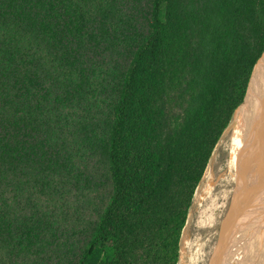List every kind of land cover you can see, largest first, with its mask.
Masks as SVG:
<instances>
[{
	"label": "trees",
	"instance_id": "1",
	"mask_svg": "<svg viewBox=\"0 0 264 264\" xmlns=\"http://www.w3.org/2000/svg\"><path fill=\"white\" fill-rule=\"evenodd\" d=\"M263 52L264 0H0V264H176Z\"/></svg>",
	"mask_w": 264,
	"mask_h": 264
},
{
	"label": "rangeland",
	"instance_id": "2",
	"mask_svg": "<svg viewBox=\"0 0 264 264\" xmlns=\"http://www.w3.org/2000/svg\"><path fill=\"white\" fill-rule=\"evenodd\" d=\"M261 56L262 54L257 58L254 66ZM109 81V86L115 89L117 85L116 77H112ZM113 96L114 94L111 98L106 99L102 105V109L105 110L107 106L111 105ZM234 123L235 112L230 123L222 130L215 143L194 190L179 239L176 264H217L216 261L219 257L217 255H226V243L229 241V237L231 238L233 233L232 227H234V217L232 213L228 215L230 197L234 188V171L231 168L229 156L230 146L234 145L233 141L235 143V138L232 136ZM250 178L244 175L245 180L242 179L243 181L241 180L239 185L235 186L237 187V202L240 204L242 210L240 211L246 215L249 214L247 222L250 221V227L254 228V231H260L264 227V207H260L264 202V194L260 193V191L264 192V183L262 182V186L260 185L259 189H256L253 183L252 186H249ZM254 202L255 204H253ZM227 207L228 209H226ZM243 219L241 218L239 221L243 223ZM246 237L245 233L241 234L238 240L239 243H244L245 240L246 244L251 245L253 243L252 239H246Z\"/></svg>",
	"mask_w": 264,
	"mask_h": 264
},
{
	"label": "bare ground",
	"instance_id": "3",
	"mask_svg": "<svg viewBox=\"0 0 264 264\" xmlns=\"http://www.w3.org/2000/svg\"><path fill=\"white\" fill-rule=\"evenodd\" d=\"M232 136L235 138V143L233 141L234 145L230 146L229 156L231 168L234 171V188L230 197L228 215L232 213L234 227H232L231 238L229 237L226 243V255L218 254L216 262L217 264H264V227L260 231H254V228L250 227V221L247 222L249 214L241 212L240 204L237 202V187H235L244 179V175L251 177L249 186L253 183L256 189L262 186V182L264 183V53L253 68L243 103L235 112ZM260 193L264 194L263 191ZM260 207H264V202ZM241 218H244L243 223L239 221ZM236 225L242 229L239 230V227L236 229ZM244 233L247 236L246 239H252L251 245L246 244L245 240L244 243H239V237Z\"/></svg>",
	"mask_w": 264,
	"mask_h": 264
},
{
	"label": "flooded vegetation",
	"instance_id": "4",
	"mask_svg": "<svg viewBox=\"0 0 264 264\" xmlns=\"http://www.w3.org/2000/svg\"><path fill=\"white\" fill-rule=\"evenodd\" d=\"M238 227H239V230H241V229H242V227H240V226L236 225V229H238Z\"/></svg>",
	"mask_w": 264,
	"mask_h": 264
},
{
	"label": "water",
	"instance_id": "5",
	"mask_svg": "<svg viewBox=\"0 0 264 264\" xmlns=\"http://www.w3.org/2000/svg\"><path fill=\"white\" fill-rule=\"evenodd\" d=\"M263 53H264V52H263ZM263 53H262V54H263ZM243 100H244V99H243Z\"/></svg>",
	"mask_w": 264,
	"mask_h": 264
}]
</instances>
